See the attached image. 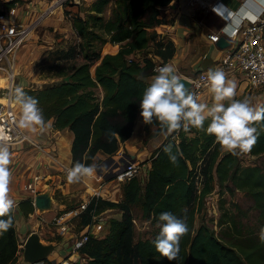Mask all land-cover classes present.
<instances>
[{"label":"trees","instance_id":"1","mask_svg":"<svg viewBox=\"0 0 264 264\" xmlns=\"http://www.w3.org/2000/svg\"><path fill=\"white\" fill-rule=\"evenodd\" d=\"M110 1L94 0L87 15L73 17V25L82 39L78 44L86 41L94 46L109 41V45H116L114 49L105 53L96 49L92 53L88 49L78 50L76 56L83 59L74 65L69 78L40 87H16L38 101L44 122L52 118L54 127L74 131L73 166L76 162L93 165L99 149L112 153L121 140L130 136L143 93L158 75L155 66L166 65L176 50L175 40L165 30L173 18L161 14L173 0H115L112 13L107 16ZM151 43V55L143 59L134 56ZM95 52L100 60L93 68ZM150 75L153 78L149 80ZM152 123L158 127L150 132L147 124V138L161 129L155 117ZM209 123L210 118L205 121V131L191 128L187 133L181 129L170 134L153 152L145 182L139 174L123 180L121 200L101 195L91 198L80 213V225L91 223L106 207H119L123 215L111 217L107 234L90 232L82 248L88 255L86 264H264L260 232L244 229L230 210L223 211L217 221L226 224L223 229L226 235H219L207 221L196 225L197 212L214 189L218 188L220 193L243 189L259 209V229L264 228V164L245 163L239 149L233 155L222 148L214 135L206 133ZM253 126L257 128L258 140L250 153L264 154V120ZM168 145L177 156L175 164L164 150ZM19 205L25 215L35 209L31 196L22 198ZM136 207L159 224V214L164 211H171L185 221L188 231L180 238L176 260L170 261L156 251L153 241L159 233L135 239ZM10 215L12 226L0 232V264H13L19 258L14 207ZM0 219L7 220L8 216Z\"/></svg>","mask_w":264,"mask_h":264},{"label":"crops","instance_id":"2","mask_svg":"<svg viewBox=\"0 0 264 264\" xmlns=\"http://www.w3.org/2000/svg\"><path fill=\"white\" fill-rule=\"evenodd\" d=\"M25 2L24 8L20 9V16L25 21V10L30 12L38 10V5L44 3V0H23ZM264 7V0H173L162 9L161 14L165 18H173L172 21L165 26L166 32L175 40L176 50L173 57L166 65H174L177 70L187 76H192L201 69H207L214 65L220 57L224 55L227 46H221L217 40L210 38V32H220L221 35H227L226 30L222 27L227 22V16L223 10L240 9V12L245 13L247 17H251L258 9ZM239 15H234L230 22L227 23L226 28H230L232 23ZM39 17V16H38ZM43 17V16H42ZM228 30V29H227ZM31 30H29L30 32ZM113 46H116L113 44ZM191 74V75H189ZM227 80L236 83V95L234 99L241 100L246 93L248 80L244 73H234L226 77ZM210 85L206 86L200 96L198 102L205 103L209 107L214 103V96L209 91ZM3 98V97H2ZM253 106H260L264 102V88H260L252 92L249 97ZM1 99V97H0ZM5 100H7L4 97ZM225 100L223 103L225 104ZM15 103V101L13 100ZM230 102V101H229ZM21 108V106H20ZM139 107L137 117L134 121L133 131L129 137L119 142L117 150L110 153L103 149H99L95 155L94 163L96 170L91 177H83L79 182L69 183L67 181V170L73 167V153L72 144L74 139V131L69 127L56 128L54 127V120L51 118L44 122V127L39 125L28 126L27 129L35 141L39 145H33L31 142L14 145L10 150L11 165L8 166L11 171V182L9 185V197L14 200V215L15 224L17 228L19 244L25 242L26 232L29 228V223L26 220L24 211L19 205V201L28 197L29 193H23L22 188L27 179H32L35 172L43 174V180L46 186L41 189L50 187L53 192L55 189L59 190L62 196L61 200H57L62 207H75L83 200L90 199L94 196L96 188L100 189L103 198L119 201L122 199V182L123 180L115 176L116 171L128 160H135L140 162L141 170L139 175L142 176L143 181L147 180V171L150 165V158L156 148L165 140L159 139L156 135H151L147 139V124L144 123ZM158 127L157 123H153ZM9 148V147H8ZM10 149V148H9ZM16 152L12 154L11 152ZM23 184V185H22ZM93 187V189H90ZM40 189V190H41ZM77 196V197H75ZM75 197V198H74ZM55 198V194H54ZM79 199L80 202L66 207L70 199ZM56 206V205H55ZM37 209V207L35 206ZM51 210V209H47ZM52 210H58L57 207ZM55 213L57 211H54ZM54 213V214H55ZM80 213L78 216V224L80 220ZM123 210L119 207H106L95 219L88 224L80 225L78 231L71 229L68 231L70 239L81 231H89L94 235H105L110 231L111 217L121 218ZM51 218L49 219V221ZM59 230V226H56ZM55 227L49 230L54 234ZM65 234V233H64ZM44 238V237H43ZM63 238V237H62ZM48 240L58 239L49 237ZM60 239V237H59ZM63 240V239H62ZM64 244V243H63ZM65 245V244H64ZM67 248V247H66ZM66 249L63 253L55 251L48 257L59 258L65 255ZM23 260L18 259L13 264H23Z\"/></svg>","mask_w":264,"mask_h":264},{"label":"clouds","instance_id":"3","mask_svg":"<svg viewBox=\"0 0 264 264\" xmlns=\"http://www.w3.org/2000/svg\"><path fill=\"white\" fill-rule=\"evenodd\" d=\"M226 32L229 36L235 35L234 31ZM156 72L158 75L146 88L139 103L144 123L151 124L155 117L168 133L181 129L187 133L191 128L205 131V121L210 118L206 133L214 135L216 143L222 148L233 155L236 154V149L242 153L252 150L258 140L257 128L253 124L264 120V106H253L251 99L247 97L243 100L234 99L236 83L227 80L223 70L209 69L207 73L209 91L214 96L211 107L198 102V96L186 87L173 67L164 65L157 68ZM14 95L21 106L19 126L24 128L39 125L43 128L44 118L37 106L38 101L27 96L20 88L15 89ZM225 100L230 101L227 106L223 103ZM6 140L7 137L0 134V217L8 216L7 220L0 219V232H6L12 226L10 212L15 204L9 197L12 174L8 167L11 158ZM171 148L172 146L168 145L164 150L175 164L177 156L172 154ZM95 170V164L85 165L76 162L67 170V181L79 182L83 177H91ZM158 220L160 232L153 241L155 249L168 260H176L180 251V238L188 231L187 224L171 211L160 213ZM260 239L264 242V228L260 230Z\"/></svg>","mask_w":264,"mask_h":264},{"label":"rangeland","instance_id":"4","mask_svg":"<svg viewBox=\"0 0 264 264\" xmlns=\"http://www.w3.org/2000/svg\"><path fill=\"white\" fill-rule=\"evenodd\" d=\"M93 1L94 0H44V3H40V5H38V10L36 12L33 10L30 12L25 10V23L30 26L31 31L17 49L12 62L10 64L6 62L3 63L7 66V69H5L6 71L0 70V97L2 100H5L4 96H10V94L12 96L16 87H40L44 84L59 82L65 78H69L74 65L83 59L81 55L76 56V52L78 50L84 49V52H86L88 49L89 52L92 53L93 49H96L100 50L101 53H105L110 49H114L115 46L109 45V41H102V44L96 43L94 46H90L86 43V41L84 42L86 45H84L83 42L78 44L82 41V39L73 25V17L77 14H81L83 16L87 15ZM114 1L115 0H111L108 4L107 10L105 11L107 16L112 13ZM152 50L153 44L151 43V45L146 49L137 51L134 56L143 59L146 55H151L152 53L150 51ZM96 53L97 52H95V57L93 58L96 59L92 62L93 68H95V65L100 60L99 54L97 55ZM63 70H67V72L63 74ZM152 78L153 76L151 75L147 77L149 80ZM12 83L13 86H11ZM98 91L100 93L99 95H101V89ZM12 98L18 108L19 116H21L20 104L13 96ZM155 127L156 125L151 123L149 131H154L156 129ZM172 134H174V132ZM148 137L150 138L151 135H148ZM7 146L10 148L9 151L14 147V145ZM11 153L15 154L16 152L13 151ZM241 155L245 163L258 162L260 164H264L263 153L254 155L250 152H241ZM27 181H29V179H27L26 182ZM46 186L49 185L43 182L41 188ZM90 189L93 188L91 187ZM22 192L24 194L28 193L24 186L22 188ZM53 194H55V208L57 207L58 210H52L51 208V210L40 211L38 208H35L33 212L26 216V220L29 223L26 235L28 236L31 231L37 230L44 238H46L47 235L49 237L58 238L54 239L55 241H61L64 243V239L70 240L69 232L67 231L65 234L58 232L56 223L54 221H49V219H52L55 213L54 211L59 212L67 208H60L62 206L58 201H56V199H62L59 190L55 189ZM74 198L70 199V202L63 207L80 202L79 199L75 200ZM225 210H230V212L236 216L244 229H254L257 232H260V223L257 217L259 209L253 205L252 197L243 189H236L232 193L228 190L224 193H220L218 188L214 189L207 196L203 208L197 212L196 225L198 226L201 222L207 221L215 227L219 235H226L223 230L226 224L217 223L218 218ZM134 214L136 240L138 238L152 236L160 232V224L158 221H153L150 218H147L143 215L140 208H134ZM70 222L73 230L78 231V216H72ZM51 227L56 228V232L54 234L49 230ZM23 243L24 241H22L20 245L21 247L23 246L24 249ZM65 248L66 246L64 247L63 244V247L58 251L63 253ZM59 256L61 257V254ZM22 263L30 264L25 261Z\"/></svg>","mask_w":264,"mask_h":264},{"label":"built area","instance_id":"5","mask_svg":"<svg viewBox=\"0 0 264 264\" xmlns=\"http://www.w3.org/2000/svg\"><path fill=\"white\" fill-rule=\"evenodd\" d=\"M24 5L23 0H14L13 2L0 0V68L7 69V66L3 63L10 64L12 62L17 49L29 33L30 26L25 23L19 14ZM223 11L228 19L222 28L224 30L228 29L227 31H234L235 35L230 37L231 42L227 46L224 55L216 62V65L201 69L190 76L192 80L190 91L199 97L203 89L208 86L207 73L209 69H221L226 77L234 73H244L248 85L245 95L241 98L243 100L245 97L248 98L255 90L264 88V7L258 9L251 17H247L245 13L240 12V9L228 8V11ZM235 14L239 15L238 18L235 19L230 28H226L227 23ZM220 35V32L209 33L210 38L213 40H218ZM162 66H164L162 63H158L155 69ZM11 86H13V83ZM7 97L10 99H0V134L7 137L5 143L22 144L31 142L36 145L39 144L38 141L32 138L26 127L21 128L19 126L18 108L13 103L11 94ZM141 168L140 162L130 159L122 164L119 170L116 171L115 176L125 180L139 174ZM43 178V174L35 172L32 179L24 184V188L28 191L33 202L35 194L41 189L44 182ZM100 192L101 190L96 188L94 195L99 196ZM91 198L83 200L75 207H69L53 215L50 221H54L56 226H59L58 232L65 233L71 229V217L83 211ZM89 236L90 232L86 230L74 235L70 240L64 239V247H67L65 248L67 250L65 255L59 258L47 257L30 264H86L88 255L82 248ZM18 252V259L23 260V246L20 245Z\"/></svg>","mask_w":264,"mask_h":264},{"label":"water","instance_id":"6","mask_svg":"<svg viewBox=\"0 0 264 264\" xmlns=\"http://www.w3.org/2000/svg\"><path fill=\"white\" fill-rule=\"evenodd\" d=\"M231 40L225 36L220 35L217 43L221 46L229 45ZM169 66L175 69V73L181 77L182 81L185 83L186 87L190 90L192 85V80L189 76L183 75L178 72L177 68L170 64ZM170 134L166 129L161 127L158 132L157 137L159 139H166ZM35 206L40 211H45L55 207V198L53 191L50 187L39 190L34 197ZM63 243L61 241H53L44 239L41 233L37 230H33L29 233L24 242V261L27 263H33L42 259L47 258L51 253L61 249Z\"/></svg>","mask_w":264,"mask_h":264},{"label":"bare ground","instance_id":"7","mask_svg":"<svg viewBox=\"0 0 264 264\" xmlns=\"http://www.w3.org/2000/svg\"><path fill=\"white\" fill-rule=\"evenodd\" d=\"M29 34V33H28ZM0 70H4V71H6L4 68H0ZM7 100L8 99H10V98H8L7 96H4ZM13 99V98H12ZM93 188V187H92Z\"/></svg>","mask_w":264,"mask_h":264}]
</instances>
